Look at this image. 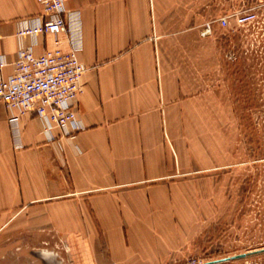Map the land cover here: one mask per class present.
Listing matches in <instances>:
<instances>
[{"label": "crops", "instance_id": "crops-1", "mask_svg": "<svg viewBox=\"0 0 264 264\" xmlns=\"http://www.w3.org/2000/svg\"><path fill=\"white\" fill-rule=\"evenodd\" d=\"M187 2L66 0L67 30L17 35L43 19V7L0 0L2 76L26 45L35 54L76 47L86 68L75 125L45 129L32 111L11 123L16 109L0 100V230L16 223L92 239L159 213L170 187H158V201L148 181L185 166L186 110L195 103L185 82L197 27L187 25Z\"/></svg>", "mask_w": 264, "mask_h": 264}, {"label": "rangeland", "instance_id": "rangeland-1", "mask_svg": "<svg viewBox=\"0 0 264 264\" xmlns=\"http://www.w3.org/2000/svg\"><path fill=\"white\" fill-rule=\"evenodd\" d=\"M188 2L187 25L197 27L186 47L187 101H195L186 164L148 181L158 201V187H170L167 203L109 237L11 223L0 230V264H196L264 246V0ZM242 12L252 16L238 23ZM226 14L234 15L226 27L215 22L199 36L205 21ZM213 264H264V252Z\"/></svg>", "mask_w": 264, "mask_h": 264}, {"label": "built area", "instance_id": "built-area-1", "mask_svg": "<svg viewBox=\"0 0 264 264\" xmlns=\"http://www.w3.org/2000/svg\"><path fill=\"white\" fill-rule=\"evenodd\" d=\"M43 7L44 17L40 22L24 25L17 35H35L41 32L57 33L68 29L65 19L66 0H37ZM235 14L236 21L243 23L252 16ZM233 14L213 17L202 25L201 34L212 33L215 22L226 27ZM1 37V35H0ZM5 60L0 56V100L16 113L8 117L15 122L20 114L32 111L44 123L45 129L52 126L66 127L77 123L76 101L82 91V76L85 65L77 56V48L45 49L35 54L31 45L20 46L14 60V68L6 76L1 75Z\"/></svg>", "mask_w": 264, "mask_h": 264}, {"label": "water", "instance_id": "water-1", "mask_svg": "<svg viewBox=\"0 0 264 264\" xmlns=\"http://www.w3.org/2000/svg\"><path fill=\"white\" fill-rule=\"evenodd\" d=\"M262 252H264V246L258 247V248H254V249H250V250L243 251V252L234 253V254H231V255H225V256H222V257L209 259V260L202 261V262H199V263H196V264H213V263H218V262H222V261H227L229 259L242 258V257H245L247 255L256 254V253H262Z\"/></svg>", "mask_w": 264, "mask_h": 264}]
</instances>
